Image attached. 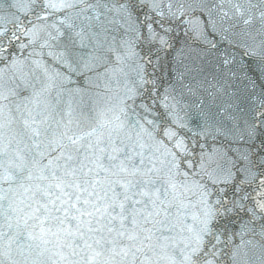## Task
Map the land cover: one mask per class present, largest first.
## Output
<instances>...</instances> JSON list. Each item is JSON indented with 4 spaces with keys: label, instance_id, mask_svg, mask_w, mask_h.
Masks as SVG:
<instances>
[{
    "label": "snow or ice",
    "instance_id": "1",
    "mask_svg": "<svg viewBox=\"0 0 264 264\" xmlns=\"http://www.w3.org/2000/svg\"><path fill=\"white\" fill-rule=\"evenodd\" d=\"M0 264H264V0H0Z\"/></svg>",
    "mask_w": 264,
    "mask_h": 264
}]
</instances>
